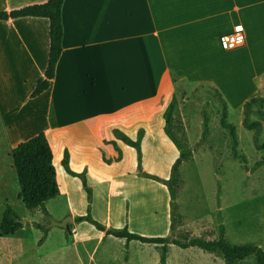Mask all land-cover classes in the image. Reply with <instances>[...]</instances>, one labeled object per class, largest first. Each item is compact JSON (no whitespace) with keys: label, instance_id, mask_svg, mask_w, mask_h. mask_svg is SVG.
<instances>
[{"label":"crops","instance_id":"1","mask_svg":"<svg viewBox=\"0 0 264 264\" xmlns=\"http://www.w3.org/2000/svg\"><path fill=\"white\" fill-rule=\"evenodd\" d=\"M48 1L0 0V12ZM62 23L63 50L54 79L47 91L28 99L48 67L50 21L32 16L0 20V224L10 198L18 210L26 208L17 197L20 186L18 190L12 151L44 132L60 186V194L47 200L46 208L57 222L87 213L82 182L62 163L68 150L70 168L85 171L93 187L96 220L107 227L128 226L130 232L146 237L169 236L168 188L138 176L136 150L116 139L113 131L136 139L143 128L144 169L168 179L180 151L164 133V112L175 96L173 131L177 138L184 137V150L192 148L189 115L183 111L190 101L183 98L184 91L205 85L207 91L218 89L224 97L218 85V58L227 60L228 79L243 87L238 91L248 93L239 99V109L253 97H264V0H65ZM238 31L246 45L224 51L220 37ZM173 72L184 75L174 77ZM224 98L231 113L233 99ZM194 157L195 153L188 159ZM186 161L175 182V236L181 241H216L214 212L195 179H190L192 173L178 182ZM17 213L31 221L30 213ZM24 229L0 234L15 236ZM54 233L59 238L56 245L49 242ZM35 243L28 251L19 245L0 250V264H15L19 254H35L37 264H161L164 253L165 264H226L221 253L128 241L107 236L88 222L75 224L69 239L64 230L53 227L33 252Z\"/></svg>","mask_w":264,"mask_h":264},{"label":"trees","instance_id":"2","mask_svg":"<svg viewBox=\"0 0 264 264\" xmlns=\"http://www.w3.org/2000/svg\"><path fill=\"white\" fill-rule=\"evenodd\" d=\"M65 0H49L45 4L32 5L20 10L12 12H0V20H8L10 18L16 19L21 17H44L50 21V53L49 62L45 75L41 77L34 90L30 93L28 99H34L50 87L51 80L54 79L56 67L59 59L62 55V40H63V23H62V7ZM173 76H183V72H173ZM216 96L223 104V112L220 120V124L224 130H226L230 136L232 155L236 160L247 162L246 157L239 153V137L236 126L229 121V107L222 93L215 89ZM176 108V97L172 99L167 109L164 112V133L172 141L175 147L180 151L179 156L174 161L171 167L170 177L168 179L161 178L157 175L148 173L143 166V149L142 141L145 135V130L141 128L138 132L136 139H132L121 130L115 129L113 131L116 139L121 140L125 144L133 147L137 152V171L138 176L147 178L159 182L168 188L170 194V234L166 237H146L140 234L132 233L129 231L128 226L123 228L107 227L103 223L96 220L92 214L93 205V187L89 185L86 172L77 173L70 168L69 152L65 151L63 158V166L66 172L73 176L78 177L81 182L84 191L87 194V213L81 216L74 217V224H69L65 229L67 239L72 236L75 224L82 222H88L93 225L97 230L104 232L107 236L112 235L117 238H125L128 241L138 240L144 243H158L167 245L173 244L181 248L187 249L192 247H200L208 252L221 253L224 257L226 264H240L250 257H254L257 264H264V249L256 243H244L233 244L228 241L226 236V226L223 223V217L221 212H218V234L219 238L216 241H207L201 238H194L188 241L178 240L175 236L176 223L175 213L177 209V188L175 186L176 177L181 164L188 159L193 153V149H183L184 137L178 139L173 131V117ZM259 116L260 120L252 121L251 116L255 112ZM244 119L243 127L253 132V143L257 151H264V143L260 144V138L263 132L264 121V97H253L244 104L243 108ZM203 116V132L201 140L205 141L210 132V116L206 110L202 111ZM115 148L120 152L116 142H111ZM121 153V152H120ZM12 157L14 160V166L16 169L18 182L20 186V192L18 193V199L23 201L24 205L29 211L40 210L42 214L47 218L48 224L52 221L50 214L46 208V201L58 196L60 194V186L57 179L56 168L53 163L54 152L44 132H41L27 141L21 143L15 147L12 151ZM120 157L117 159L119 161ZM104 161L108 164L112 163L104 157ZM185 162V163H186ZM264 166V155L258 160L252 168V172ZM178 182L180 183V172L178 175ZM221 188L218 189V207H221L220 202ZM21 219L18 215L14 205L8 200L6 202L5 211L3 214L2 222L0 224V230L2 235H13L26 225L34 226L41 230L44 234L38 241V246L42 245L46 235L49 231L47 225H41L39 223L21 224L17 220ZM128 254L126 261L128 262ZM166 254L164 253L161 264H165Z\"/></svg>","mask_w":264,"mask_h":264},{"label":"rangeland","instance_id":"3","mask_svg":"<svg viewBox=\"0 0 264 264\" xmlns=\"http://www.w3.org/2000/svg\"><path fill=\"white\" fill-rule=\"evenodd\" d=\"M218 59V85L224 91V97L233 99V102L230 104L232 108L231 113L229 112V121L237 128L239 137L238 150L240 154L246 157L247 162L244 163L243 161L236 160L232 155L230 136L220 124L223 104L219 101L215 91L211 89L207 91L208 87L205 85L191 86L189 90L184 91L183 98L190 102H188L189 104L183 111L189 115L188 139L189 143H192V140L195 141L192 149L196 157L182 166L180 183L185 175L192 173L193 176L190 179H195V183H197L201 193L206 197L205 203H207V207L211 212H214L217 230V215L219 211L221 212L223 223L228 232V236L226 235L228 241L233 244L256 243L264 249V166L252 172L253 166L264 155V151H257L255 149L253 132L243 127V108L242 110L239 109L238 103L239 99L248 93L238 91L239 88L243 87L234 78L230 77L228 79L227 60L225 58ZM246 87L250 91L249 85ZM183 104L186 103L184 102ZM204 109L210 116V132L207 139L202 141V111ZM251 120H260L256 109L251 116ZM262 123L263 132L259 141L260 144L264 143V121ZM178 138L182 139L179 134ZM13 175L15 184L19 190L15 171ZM219 187L221 188L220 208L218 207L217 198ZM151 194H153V198H156L155 193L151 192ZM9 201L15 207V199L10 198ZM23 208L24 211L21 208L18 210L15 207L16 211L20 213H30L32 218L31 221H25L26 218L22 216L20 217L21 220H24L28 224L38 222L41 225H47L49 230L55 227L65 232V229L54 225L53 222L57 221L53 216L50 215L52 221L48 224L47 218L42 213L35 214L36 211H29L24 206ZM43 234L41 230L31 225H26L24 231H20L15 236L4 237L0 234V250H7L10 247L19 245V248L28 251L32 242L36 241L32 248L33 252H35L41 246H38V241ZM21 235L23 239L17 241V236ZM58 241L59 238L56 233L49 235V242L53 245H56ZM21 251L23 250L19 252ZM35 256V254L27 256L19 254L15 264H37ZM242 264H257V262L254 257H250Z\"/></svg>","mask_w":264,"mask_h":264},{"label":"built area","instance_id":"4","mask_svg":"<svg viewBox=\"0 0 264 264\" xmlns=\"http://www.w3.org/2000/svg\"><path fill=\"white\" fill-rule=\"evenodd\" d=\"M222 49L226 52L238 50L246 45V38L242 32H233L220 37Z\"/></svg>","mask_w":264,"mask_h":264},{"label":"water","instance_id":"5","mask_svg":"<svg viewBox=\"0 0 264 264\" xmlns=\"http://www.w3.org/2000/svg\"><path fill=\"white\" fill-rule=\"evenodd\" d=\"M18 222L21 224H25L26 222L24 220L18 219ZM74 221L72 216H68L65 218L62 222H53L55 226L61 227V228H66L69 224H72Z\"/></svg>","mask_w":264,"mask_h":264}]
</instances>
